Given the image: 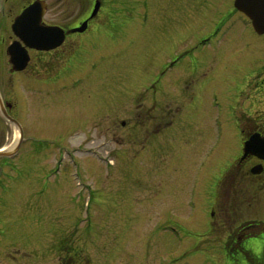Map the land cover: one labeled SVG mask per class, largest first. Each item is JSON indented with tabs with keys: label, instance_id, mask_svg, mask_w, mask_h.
Wrapping results in <instances>:
<instances>
[{
	"label": "rangeland",
	"instance_id": "obj_1",
	"mask_svg": "<svg viewBox=\"0 0 264 264\" xmlns=\"http://www.w3.org/2000/svg\"><path fill=\"white\" fill-rule=\"evenodd\" d=\"M101 1L83 37L85 65L72 71L82 70L88 79L58 81L53 97L37 81L44 92L31 90L20 101L26 137L0 179V264H61L70 246L85 264H159L216 242L212 232L197 237L204 231L192 225L210 217L212 202L200 198L205 206L198 214L192 206L198 191L220 188L215 180L225 168L228 144L217 131L220 108L204 109L197 101L198 114L192 111L193 96L203 94L193 93L187 80L203 74L216 79L207 93L210 98L216 92L229 112L228 79L235 72L228 74L229 64L243 56L241 44L262 40L234 16L230 21L238 27L228 39L222 36L223 44L200 43L232 0ZM81 39L68 44L67 59L54 71L80 61ZM6 61L0 59V89L12 90L19 108L27 92L11 86ZM181 84L190 86L189 94L181 96ZM150 85L158 87L156 96L146 89ZM257 98L258 109L264 96ZM17 135L15 125L0 117V150L12 147ZM77 144L95 152L81 154Z\"/></svg>",
	"mask_w": 264,
	"mask_h": 264
},
{
	"label": "flooded vegetation",
	"instance_id": "obj_2",
	"mask_svg": "<svg viewBox=\"0 0 264 264\" xmlns=\"http://www.w3.org/2000/svg\"><path fill=\"white\" fill-rule=\"evenodd\" d=\"M34 2L41 3L45 7L42 24L62 29L64 41L60 47L49 51L29 49L30 62L19 75L22 78L21 85L23 87L26 86L27 79H34V76L39 75L46 76L48 87L51 89L49 90L50 96L53 97L58 77L70 75L61 71L57 73L54 68H57V64L62 59H67L68 51L70 48L72 49V45L68 47V44H74V41L78 42V39L87 33L88 30L85 32H73L72 30L80 27L83 22L89 19L90 3L89 0H0V59L3 58L4 49L9 44L16 40H19L20 44H25L14 34L13 24L16 17ZM227 13L246 17L236 8L235 0H232V6ZM93 20H89V25ZM237 27H231V35ZM245 28H249V25L247 24ZM241 36L244 39V32L241 33ZM258 37L262 38V44H241L243 56L240 60H235V63L229 64L231 71L228 74L235 70L234 73H231L232 77L228 79L230 86L228 102L231 108L226 113L223 110L225 106H219L221 110L217 120L221 124L230 122L226 127L228 129L225 128L226 133L222 128L221 137L225 139L228 147L225 155V168L218 180H215L216 188L221 186L218 190L209 193L204 191L201 194V191L197 190L196 205L193 207L198 214L205 206L203 201L198 202L200 198L203 200L209 198L208 201L212 202L210 217L205 221L200 218L199 222L194 221L192 225L204 231L194 233L195 235L203 236L212 232V240L216 242L215 244L211 243L210 248L184 250L175 260L176 263L187 260L186 264H264V247H261L258 242H253V238L258 240L261 235H264V104L259 105L261 108L255 107L258 102L257 97L261 94L264 96V35ZM176 62L178 60L173 61L172 66L176 65ZM200 67L199 64L198 68ZM194 76H197V73ZM204 76L187 80L194 83L191 88L193 93L203 94L197 99L193 96L194 103L191 107L192 111H196L197 114L200 108L197 101L204 105V109L214 108L210 103L212 96L209 98L210 94L207 92L215 86L214 82L217 80ZM150 89L156 96L158 87L155 85ZM8 91L1 94L4 106L10 115L18 118L20 110L17 108L16 96L13 92ZM179 91L181 96L189 94L190 86L181 84ZM239 94L240 99L233 97ZM213 97L218 100L220 96L216 94ZM21 98L23 101V97ZM259 101L264 103V98ZM122 124L126 126L127 121H122ZM253 142L256 146L255 150L250 148V143ZM192 192L193 190L190 192L191 196H193ZM211 196L214 198L213 201L210 200ZM215 225L218 233L215 230ZM189 234L191 233L189 232ZM171 243H169L171 247H176ZM170 252L174 254L175 250L171 249ZM61 258V264H85V260L79 257L77 249L71 246ZM159 264L168 263L166 260L160 259Z\"/></svg>",
	"mask_w": 264,
	"mask_h": 264
},
{
	"label": "water",
	"instance_id": "obj_3",
	"mask_svg": "<svg viewBox=\"0 0 264 264\" xmlns=\"http://www.w3.org/2000/svg\"><path fill=\"white\" fill-rule=\"evenodd\" d=\"M236 4L239 8L244 10L251 17L256 30L259 33H264V30H262V26H264V0H237ZM33 33H35L38 37L43 36L44 30L38 31V29L35 28L33 30ZM29 45L36 46V47H42L44 44H29ZM46 45L47 47H52V44H46ZM54 45L56 44H53V46ZM13 48H14L13 46L10 48L11 53H14ZM17 59H18L17 56L12 57V62H14V66L16 68H22L24 66L23 57H22L23 61L20 63L17 61ZM0 106L2 110L5 111L1 98H0ZM3 154H8V153L0 152V155H3Z\"/></svg>",
	"mask_w": 264,
	"mask_h": 264
},
{
	"label": "snow or ice",
	"instance_id": "obj_4",
	"mask_svg": "<svg viewBox=\"0 0 264 264\" xmlns=\"http://www.w3.org/2000/svg\"><path fill=\"white\" fill-rule=\"evenodd\" d=\"M262 30H264V26H262ZM49 38H50V39H55L54 36H49ZM250 148H251L252 150H255L256 146H255V143H254V142H253V143H250ZM253 242H258V243L261 245V247H264V235H261V236L258 238V240H257L256 238H253Z\"/></svg>",
	"mask_w": 264,
	"mask_h": 264
},
{
	"label": "bare ground",
	"instance_id": "obj_5",
	"mask_svg": "<svg viewBox=\"0 0 264 264\" xmlns=\"http://www.w3.org/2000/svg\"><path fill=\"white\" fill-rule=\"evenodd\" d=\"M20 137L17 135L16 136V141H17V139H19ZM15 141V142H16ZM165 240H167L169 243H171L172 241L170 240V235H167V237H163ZM171 244H173V243H171Z\"/></svg>",
	"mask_w": 264,
	"mask_h": 264
}]
</instances>
